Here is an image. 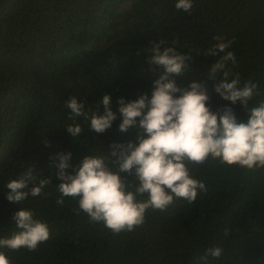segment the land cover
<instances>
[{
    "label": "trees",
    "instance_id": "1",
    "mask_svg": "<svg viewBox=\"0 0 264 264\" xmlns=\"http://www.w3.org/2000/svg\"><path fill=\"white\" fill-rule=\"evenodd\" d=\"M175 3L0 0V239L20 231L12 216L22 207L50 230L35 251L0 247L10 264H264V167L250 170L211 156L201 164L186 162L190 175L204 184L196 200L174 199L163 211L149 208L132 231L113 233L90 220L77 198L57 203V153L71 152L74 166L91 154L106 155L111 164L114 141L138 142L137 127L119 130L117 100L151 96L152 82L164 72L146 60L152 41L191 52L180 78L185 82L206 81L218 57L203 53L218 36L231 41L228 50L236 62L229 61L227 70L238 75L241 86L249 80L257 84L249 108L264 102V0H193L190 14ZM219 79L222 73L209 81L212 109L230 105L238 120L246 121L239 103L231 105L212 88ZM105 93L117 113L111 128L98 136L90 121L69 119L64 101L77 96L94 112ZM100 109L103 114L102 104ZM73 123L83 129L77 138L65 129ZM28 167L35 183L44 176L51 182L39 196L10 202L7 183ZM120 175L133 182L129 190L134 191V174ZM212 247H220L222 255L201 260Z\"/></svg>",
    "mask_w": 264,
    "mask_h": 264
},
{
    "label": "clouds",
    "instance_id": "2",
    "mask_svg": "<svg viewBox=\"0 0 264 264\" xmlns=\"http://www.w3.org/2000/svg\"><path fill=\"white\" fill-rule=\"evenodd\" d=\"M175 7L190 14L193 0H176ZM215 39L217 43L203 53L204 57H218L209 68L207 80L187 82L180 78L192 60L191 52L182 53L174 46L162 48L164 41H152L146 60L150 65L163 67L164 72L152 82L151 96L144 92L133 100L126 101L124 97L117 100L118 128L126 132L137 127L138 142L114 141L110 145L111 156L115 158L111 164L106 162V155L91 154L74 166L70 163L71 152L57 153L54 163L61 181L57 184L61 194L58 204L63 203L64 197L77 198L79 210L90 220L102 222L113 233L132 231L143 224L149 208L163 211L174 199L190 203L196 200L204 184L190 175L186 162L201 164L211 156L221 163L250 170L264 167V102L248 107L257 92V84L249 80L241 86L238 75L226 68L229 61L236 62L234 53L228 50L231 41L219 36ZM217 73H222L223 79L216 80L212 88L222 100L231 105L239 103L247 115L246 121H239L230 105L212 109L209 81L215 80ZM230 75L235 77L231 82ZM64 105L70 110V120L83 117L90 121V129L98 136L117 119L108 93L96 101L94 112L86 110L85 103L77 96L64 101ZM65 129L74 138L83 131L80 123L69 124ZM69 168L73 171H66ZM122 172L134 174V191L129 190L133 182L123 178ZM35 181L33 169L28 167L18 179L7 183V199L21 203L29 195L39 196L51 182L45 176L38 184ZM29 184H32L30 189ZM144 194L147 199L137 198ZM12 221L20 231L0 239V247L35 251L50 238L48 224L35 219L30 209L17 210ZM222 251L220 247L208 248L200 259L206 260L209 255L219 258ZM0 264H10L3 252H0Z\"/></svg>",
    "mask_w": 264,
    "mask_h": 264
}]
</instances>
